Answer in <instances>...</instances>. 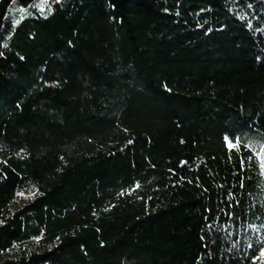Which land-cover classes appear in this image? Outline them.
<instances>
[{
    "label": "trees",
    "instance_id": "obj_1",
    "mask_svg": "<svg viewBox=\"0 0 264 264\" xmlns=\"http://www.w3.org/2000/svg\"><path fill=\"white\" fill-rule=\"evenodd\" d=\"M0 264H264V0H0Z\"/></svg>",
    "mask_w": 264,
    "mask_h": 264
},
{
    "label": "rangeland",
    "instance_id": "obj_2",
    "mask_svg": "<svg viewBox=\"0 0 264 264\" xmlns=\"http://www.w3.org/2000/svg\"><path fill=\"white\" fill-rule=\"evenodd\" d=\"M37 5H38V7H42L40 1L37 3ZM226 144L231 145V143L229 141H226ZM26 198H27V195H22L20 200H25Z\"/></svg>",
    "mask_w": 264,
    "mask_h": 264
}]
</instances>
